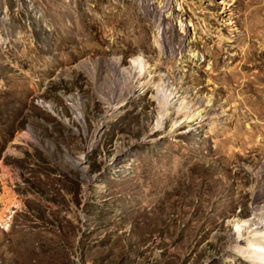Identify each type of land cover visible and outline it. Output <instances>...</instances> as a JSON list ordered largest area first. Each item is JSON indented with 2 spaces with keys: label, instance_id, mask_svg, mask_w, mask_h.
<instances>
[{
  "label": "rangeland",
  "instance_id": "1",
  "mask_svg": "<svg viewBox=\"0 0 264 264\" xmlns=\"http://www.w3.org/2000/svg\"><path fill=\"white\" fill-rule=\"evenodd\" d=\"M257 214L264 0H0V264H252Z\"/></svg>",
  "mask_w": 264,
  "mask_h": 264
},
{
  "label": "bare ground",
  "instance_id": "2",
  "mask_svg": "<svg viewBox=\"0 0 264 264\" xmlns=\"http://www.w3.org/2000/svg\"><path fill=\"white\" fill-rule=\"evenodd\" d=\"M137 64V65H136ZM134 69H132L131 72H129L130 74V78L129 80H135L137 78V76H140L141 74V70L140 69H145V65L143 63V59L137 57V59L135 60V65L133 67ZM122 74H124V70L120 71ZM122 76V75H120ZM151 81V80H150ZM163 87V86H162ZM165 89V88H164ZM123 90V89H122ZM111 92V91H110ZM117 95H119V97L122 95L121 91H116ZM174 97V91L173 89L170 88H166V90L164 91L163 94V99L165 101H172ZM181 105H180V109L178 110L179 113L182 111H186L188 112V110H190V104L188 102L185 101V99H181ZM165 114V113H164ZM165 115H163L161 118H163ZM163 122H158V125L162 124ZM10 203H8L9 205ZM8 208H6L7 210ZM10 209V208H9ZM6 210L3 212L5 213ZM262 214H257L255 216V218H251L248 219V221H245V223H240L239 229H247L250 230L251 229V236L247 237V240L245 241L247 244L245 246H242L243 248V253L249 258V261L252 264H264V226L262 224ZM9 220L6 219V224H8ZM255 237L254 239H252L251 237Z\"/></svg>",
  "mask_w": 264,
  "mask_h": 264
}]
</instances>
